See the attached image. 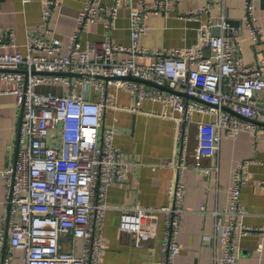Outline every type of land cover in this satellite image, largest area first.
I'll return each instance as SVG.
<instances>
[{"label":"built area","instance_id":"2783aa9c","mask_svg":"<svg viewBox=\"0 0 264 264\" xmlns=\"http://www.w3.org/2000/svg\"><path fill=\"white\" fill-rule=\"evenodd\" d=\"M58 1L41 0V22L26 32L24 52L0 50V81L15 83L13 87L0 85V93H14L20 107L16 159L1 170L6 224L11 228L8 244L23 250L24 264H99L109 207L107 191L113 181L126 178L130 165L114 143L113 126L102 124V111L107 106L118 107L111 89L124 88L134 97L126 108L138 110L145 99L172 108L180 150L173 162L168 203L121 205L119 229L130 232L137 243L157 212H163L158 262L173 264L180 251L177 235L185 210L182 174L190 126L195 124L197 130L195 150L207 155L219 150L223 135L264 130V60L248 62L243 58L240 40L224 35L228 30L235 35L241 24L230 26L224 14L216 23L220 32L202 30L206 42L195 49L140 43L149 14L174 11L197 20L202 11L210 9L211 0L186 10L179 8V0H136V5L133 0L110 4L84 0L63 52L61 38L47 24ZM122 3L129 10L128 44L115 42L107 33L99 41L82 45V31L97 18L103 17L106 27H113ZM239 21L247 27L250 39L264 48L255 0H243ZM17 44L13 29L0 30V47ZM67 72L73 74H64ZM194 113L208 118L195 119ZM251 162L250 158L235 162L225 207L210 210L215 217L211 242L219 249L214 264H237L241 237L253 231H262L264 236V226L244 223L247 210L240 201ZM199 209L207 210L204 204ZM5 230L3 222L0 264H12L13 254L4 247ZM77 238L82 241L79 252L75 249ZM257 248H262L261 243Z\"/></svg>","mask_w":264,"mask_h":264},{"label":"crops","instance_id":"0c3cea01","mask_svg":"<svg viewBox=\"0 0 264 264\" xmlns=\"http://www.w3.org/2000/svg\"><path fill=\"white\" fill-rule=\"evenodd\" d=\"M114 0H96L110 4ZM84 0H59L49 13L47 24L54 28L62 40L61 51H66V42L75 29L76 15ZM136 5V0H133ZM206 0H179V8L189 9ZM41 0H0V30L11 28L17 39L15 47H0V50L24 52L25 35L28 29L41 22ZM238 21L243 15V0H211L209 10L199 18L189 19L174 11L151 13L147 16L146 31L140 37L145 47H188L195 49L206 42L202 30L218 34L215 25L221 15ZM255 14L264 32V0H255ZM128 8L122 3L117 11L112 28L105 25L103 17L91 22L82 31V45L87 41H99L109 33L118 43L128 44L130 29ZM230 24V23H229ZM241 30L226 38L241 42V54L248 62L264 60V48L248 36L247 27L239 21ZM234 26V25H230ZM138 61H146L138 58ZM1 87H13L10 80H1ZM118 107L107 106L102 111V124L113 126L114 143L130 161L125 179L113 181L107 191L109 207L106 212L102 253L99 264H159L164 213L158 211L147 227V233L139 242L133 235L119 229L121 205L140 203L144 206H161L168 203L169 185L174 175L173 162L177 160L180 144L176 140L177 120L172 108L164 103L145 99L138 110L126 108L134 101L133 94L124 88H112ZM95 98V95H93ZM122 105L124 107H122ZM194 118L207 119L208 115L194 113ZM20 107L15 94L0 93V224L5 222V251L13 254L12 264H24L23 250L8 244L10 225L6 224L8 209L5 204V185L1 170L16 159L19 139ZM190 126L187 159L183 168L184 212L177 239L180 251L173 264H214L215 252L211 242L214 232L213 209H223L227 203L231 168L236 161L250 158L249 178L241 188L240 201L246 208L244 223L252 227L264 226V130H242L235 136L223 135L219 150L214 154H199L195 150L197 132ZM171 161V162H167ZM201 204L206 211H200ZM81 239L75 243L80 251ZM262 245L258 249V244ZM68 246V245H67ZM237 264H264V236L262 231H253L241 237Z\"/></svg>","mask_w":264,"mask_h":264},{"label":"water","instance_id":"95a60500","mask_svg":"<svg viewBox=\"0 0 264 264\" xmlns=\"http://www.w3.org/2000/svg\"><path fill=\"white\" fill-rule=\"evenodd\" d=\"M227 21L230 23V25H238L239 24V20L238 21H236V22H234V21H231V20H229V19H227ZM215 29H217V28H219L220 29V27L218 26V25H215V27H214ZM64 74H73V73H71V72H67V73H64ZM130 78H133V79H135V80H138V81H142V82H146V83H148V84H153V82H151V81H149V80H146V79H142V78H140V77H135V76H130ZM165 88H167V87H165ZM184 95H187L185 92L183 93ZM228 110H230L231 112H233V113H235L232 109H230L229 107H226Z\"/></svg>","mask_w":264,"mask_h":264}]
</instances>
